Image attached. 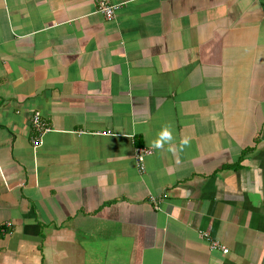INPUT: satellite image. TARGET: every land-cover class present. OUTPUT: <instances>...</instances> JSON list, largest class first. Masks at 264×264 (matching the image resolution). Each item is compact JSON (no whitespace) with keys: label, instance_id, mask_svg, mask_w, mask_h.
I'll list each match as a JSON object with an SVG mask.
<instances>
[{"label":"crops","instance_id":"obj_1","mask_svg":"<svg viewBox=\"0 0 264 264\" xmlns=\"http://www.w3.org/2000/svg\"><path fill=\"white\" fill-rule=\"evenodd\" d=\"M109 1L0 0V264H264V0Z\"/></svg>","mask_w":264,"mask_h":264},{"label":"built area","instance_id":"obj_2","mask_svg":"<svg viewBox=\"0 0 264 264\" xmlns=\"http://www.w3.org/2000/svg\"><path fill=\"white\" fill-rule=\"evenodd\" d=\"M98 6V11L106 18V19H112L114 17L116 9L119 7L118 3H112L109 0H96ZM31 128L33 132L32 136V145L34 148L38 147L42 143V136L48 132L51 128L48 126V124L42 119L40 113L38 111L33 112L31 116ZM153 153V149L150 147H143L138 146L135 147L134 151V159L136 162V166L138 168V171L142 173L145 169V158ZM152 200H154L152 198ZM202 236H204L210 244V247L212 248H221L222 252L226 253L227 248L224 246H221L216 240H211V238L208 236L207 233H202Z\"/></svg>","mask_w":264,"mask_h":264},{"label":"clouds","instance_id":"obj_3","mask_svg":"<svg viewBox=\"0 0 264 264\" xmlns=\"http://www.w3.org/2000/svg\"><path fill=\"white\" fill-rule=\"evenodd\" d=\"M173 139V135L171 130L168 127H165L162 132L159 133L158 138L152 142V146L154 148L160 149L163 148L164 143L166 141H171ZM189 140L187 138L182 139V146L188 145ZM169 151L175 152V148L173 146L169 147Z\"/></svg>","mask_w":264,"mask_h":264}]
</instances>
